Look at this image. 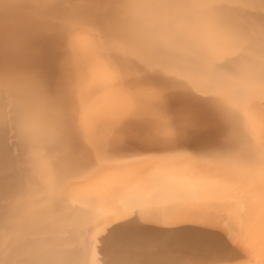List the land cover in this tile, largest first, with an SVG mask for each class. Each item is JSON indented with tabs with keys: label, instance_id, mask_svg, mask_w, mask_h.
I'll list each match as a JSON object with an SVG mask.
<instances>
[{
	"label": "bare ground",
	"instance_id": "obj_1",
	"mask_svg": "<svg viewBox=\"0 0 264 264\" xmlns=\"http://www.w3.org/2000/svg\"><path fill=\"white\" fill-rule=\"evenodd\" d=\"M133 217L202 242L116 254ZM225 245L264 264V0H0V264H220Z\"/></svg>",
	"mask_w": 264,
	"mask_h": 264
},
{
	"label": "snow or ice",
	"instance_id": "obj_2",
	"mask_svg": "<svg viewBox=\"0 0 264 264\" xmlns=\"http://www.w3.org/2000/svg\"><path fill=\"white\" fill-rule=\"evenodd\" d=\"M91 22L99 28L101 32L107 34L109 28L107 17L104 15H97L91 18ZM177 128L180 134L185 131V126L183 124H178ZM145 231V225L136 217L129 219L125 223L115 225L107 237L110 249L116 254H121L137 240H153L167 248L202 242L194 237L180 236L177 234L178 230L158 231L157 235L151 237L145 236ZM188 231L197 233L200 232L201 229H190ZM241 258L242 256L239 250L228 248L226 245L215 255V259L219 261L220 264ZM115 264H121V262L116 261Z\"/></svg>",
	"mask_w": 264,
	"mask_h": 264
}]
</instances>
